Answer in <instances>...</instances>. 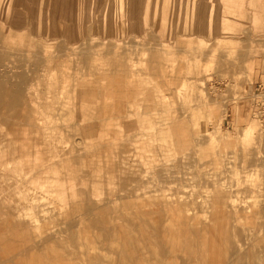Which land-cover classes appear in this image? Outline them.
Segmentation results:
<instances>
[{"label": "rangeland", "instance_id": "374dc122", "mask_svg": "<svg viewBox=\"0 0 264 264\" xmlns=\"http://www.w3.org/2000/svg\"><path fill=\"white\" fill-rule=\"evenodd\" d=\"M122 6L120 10L117 0H0V264H155L148 241L153 228L149 215L152 208H157L151 205L155 198H160V212L169 210L172 215L165 225H159L160 232L170 235L198 233L197 226H193L198 221L210 234L228 233L230 227L223 224L231 218L228 207L237 206L241 210L251 205L249 215L253 214V225L247 226L246 211L239 210L237 214L240 233L253 229L249 239L245 236L238 247L242 249L240 254L252 249L254 264H264V169L258 168L264 166V161L257 160L264 158V0H122ZM225 16L230 26L224 24ZM158 50L161 57H157ZM125 53L132 68L130 76L118 72L107 58ZM55 54L59 56L57 66ZM102 56L106 58L103 66L98 60ZM79 57L85 59L81 62ZM234 62L238 63L235 67ZM130 80L133 83L125 86ZM134 89L145 92L153 89L168 100L177 91L170 108L173 117L156 106L144 105L154 98L153 93H145L136 100L142 103L138 105L141 111L129 115L127 121L131 125L125 128V121L111 109L107 113L105 106L118 99L124 90ZM103 90L106 103L101 105L102 113L92 120L88 114L90 101L93 98L96 101ZM15 95L20 98H13ZM200 108L215 112L213 122L208 115L206 130L196 131L210 144L212 141L215 149L203 154L202 147H198L205 176H196L194 171L183 167L187 163L173 162V153L168 150L169 142L192 137L188 119L191 110L197 112ZM20 110L22 116H17ZM178 110L189 113L180 114ZM109 116L115 118V124L101 121ZM139 118L145 121L138 122ZM154 119L158 124L145 132L144 125H150ZM136 122L137 126L133 125ZM45 126L51 129L50 133ZM180 126L186 130L177 132ZM157 132L165 137H157ZM122 134L137 138V146L142 143L139 149L145 148L144 141L151 137L161 143L160 162H155L152 154L139 158L138 147L134 142L127 143L131 161L140 163L141 173L146 176L110 177L109 170L101 168L112 164H106L110 154L106 146L100 148L101 161L92 157L98 149L95 143L118 141ZM188 142L186 147H177L178 158L192 151L193 143ZM246 148L255 153L254 167L250 170L246 165L230 167V160L244 156ZM221 153L223 160L229 158L227 171L221 167ZM79 156L88 159L80 161ZM72 157L75 161L70 160ZM165 158L170 163L166 164ZM168 167L175 168L176 175L169 180V194L166 177L152 178L157 171L165 175ZM246 187L253 191L249 198L241 191ZM152 190L157 192L150 193ZM102 196L104 199L99 198ZM203 206L207 209L201 212ZM72 208H75L73 215ZM137 208L144 211L140 218L136 216ZM211 217L218 219L217 223L223 221L222 225L215 224ZM28 231H32L29 234L32 237L27 240ZM71 233L77 236L75 243L71 241ZM25 240L27 244L23 243Z\"/></svg>", "mask_w": 264, "mask_h": 264}, {"label": "crops", "instance_id": "0c3cea01", "mask_svg": "<svg viewBox=\"0 0 264 264\" xmlns=\"http://www.w3.org/2000/svg\"><path fill=\"white\" fill-rule=\"evenodd\" d=\"M117 1L119 2V9L122 10L123 9L122 0H117ZM211 7H212V5L210 6V8ZM229 21L230 20L227 18V16H225L224 24L227 26H230ZM73 50H81V49L73 48ZM152 55L154 57V55H157V54H152ZM157 57H161V55L159 54V50H158ZM58 58H59V56L55 54L54 66H57L59 64L57 61ZM107 58L112 63L113 67L118 72H120L122 75L130 76V73L132 72V68H131L130 62L127 60L126 53L117 55L116 58L112 57L111 55ZM84 59L85 58L79 57V60L81 62ZM105 59L106 58L104 56H102L98 59L102 66L106 61ZM221 59H223V58H221ZM237 64H238L237 62H234L233 67L237 66ZM153 68H155V70H158V67H153ZM132 83H133L132 80L127 81V83H125V86H128L129 84H132ZM152 90L153 89H147L146 92H145V90H139V89L124 90L122 93H120V95L118 96V99H116V100L112 99V101L110 103H106V99L103 98V96H102V94L103 93L106 94V92L104 90L100 91L101 93L98 96V98L96 99V101L94 98L90 101L91 105L88 107V114L92 117V120L93 119L95 120L96 116H97L96 114H98V113L101 114L103 111L101 108V105L106 103V106H105L106 112L108 113L111 110L115 111L116 114L118 115V117L122 118L125 121L124 127L128 128L131 125L127 121V118L129 117V115L130 114H136V112H138L139 110L141 111V108L139 109L138 105H141L142 103L141 104L138 103L136 101L137 98L140 97V95L145 94V93H147L146 95H150L151 93L154 92V91L152 92ZM136 92H138V93H136ZM177 93L178 92L176 91V93L172 94V99L170 98L169 100L163 94L154 93V98L149 100V102L147 104H144V105L156 106L159 111H162V110L165 111L166 110V112H169L170 111L169 109L172 108L173 101L176 98ZM123 106H124V108H123ZM194 109H196V108H194ZM167 110H169V111H167ZM178 112L180 114H185L187 112L189 113V111H186V110H183V111L178 110ZM190 113L191 114H190V117L188 119V124H190V125L188 128L191 130L190 134L192 135V137L190 139L189 138H178V139H176L175 143L169 142L168 146L171 147L170 151L173 153V160H172L173 162L187 163L183 167L186 166L189 168V171H191V172L194 171L195 172L194 175H196V176L197 175L205 176V171H202L205 164L200 163L201 161L199 160L200 156L198 155V147L199 146L200 147L207 146L209 144V141L207 140L206 137H204V138L200 137L201 135H198L196 133V131L198 130V128H199V130L200 129L206 130L205 125H207L209 123L208 122V115L210 116L209 117L210 121L213 122L215 112L211 111V110L210 111H204L202 108H200L199 111L196 112V111L191 110ZM195 113L198 114V117L194 116ZM201 114L203 115L202 121H201ZM113 119H115L113 116H109L107 119L104 118L101 121L106 122L105 124H107V123H112V124L114 123L115 124ZM116 120H117V118H116ZM98 122H100V121H98ZM136 124H138V123L136 122ZM149 124L151 126L146 123V125H144V128L148 130L150 127L152 128L155 123L152 122ZM156 124H158V123H156ZM121 125H122V123H121ZM70 126L72 128H74L73 124H71ZM125 138L126 139L123 138L124 141H121V139L118 140L119 142L117 141L116 143L114 141H109V142H106L105 145H104V143H101V144L95 143V146L97 145L98 149L96 151H94L95 153L92 157L99 158L98 162L101 161L100 158H101L102 152H101L100 148H103L104 146H106L108 148V150H110V155H107L108 158L106 157V163L109 161L108 163L111 162L112 164L109 166L104 165V170L108 169L110 172L109 173L110 176L112 175L113 172H114L113 176H115L117 178H140L142 176L144 177V175L146 176V174L141 173L143 171V169H142L140 163H138L137 165L134 164L131 161L129 155H127V153H128L127 143H129V142L135 143V139L131 138V137L128 138L127 136ZM148 139H146V141H145V144H146L145 148L139 150V145H138V148H136V153L138 151L137 155L139 156V158H141L143 156H147L149 154L150 155L152 154L154 160H156V161H158L160 159L162 160L163 154L160 151L161 150L159 148L160 146L158 147L159 144L156 142H154L155 144L153 143V141H155L156 139L151 138L152 142L150 141V138H148ZM202 139H203V141H202ZM187 141H192V143H193L192 148H191L192 151L187 152L185 154L182 153L183 157L178 158V154H175V153H176V151H177V153H179V150H175L174 149L175 146L176 147H186L187 146L186 144L189 143ZM112 142H114V143H112ZM178 142H179V144H178ZM134 145H136V143ZM151 145H152V147H151ZM148 147H150V148H148ZM122 148H123V151H122ZM153 149L155 152L153 151ZM182 149L184 150V148H182ZM113 152H114V156H113ZM157 152H158L159 156H158V154H156ZM72 153H74V151H72ZM118 153H120V154L117 155ZM86 158L87 157L82 158L79 156L80 161H85ZM225 158H226V160H223V156L221 153L220 154V164H222V166H221L222 169L224 167V169L226 170L227 168H229L228 165H226L229 158H227V157H225ZM70 160L75 161V157H72ZM257 160L264 161V158L257 159ZM91 161L96 162L95 159H92ZM255 161H256V157H255V153L252 151V148H246V149H244V156L235 157L233 160H230L229 164H230V167L236 166V167H240V168H243L244 165H246V168L248 170H250V169H252V167H254ZM139 162H141V161H139ZM210 164L213 165L214 164L213 161H210ZM197 169H199V173H197ZM174 170H175V168H173V170H171V168H169V167L167 168V175H166L167 182L166 183H167V193L168 194L170 192L169 180L171 178L174 179V177H176ZM119 175H120V177H119ZM159 175L160 174L158 172V173L152 175V178L156 180V178H159L158 177ZM157 191H158V189H157ZM157 191L152 190L150 193H155ZM241 191L243 193L244 192L246 193L247 198H249L253 192L251 187L250 188L246 187V188L242 189ZM152 202H154L153 204L157 205V208L156 207L152 208L153 210L150 214L152 216L150 218H153L152 223H151L153 228H152V232L150 233V237L148 238V241L150 242V248L153 252L152 256L153 257L155 256L154 260H153L155 264H214V263L215 264H219V263L220 264H254V257H253L252 249L247 248L246 252L242 253V254H240V252H239V247H238L239 241L244 240L245 236H247V240H248L249 234L253 233V229H249V228H248L246 234L239 232V229H240L238 226L239 219L236 218L238 211L240 210L239 207L232 206V205H230L228 207V212H229V210H231L230 211L231 218L229 220H226L223 223L225 226L230 227V231L228 233L222 234V233L216 232L214 234H210L206 231V229H204L205 226L204 227L201 226V224L202 225H204V224L201 221L200 222L198 221L195 223L196 225H193V226H197V229H198V226L200 228H202V229H198V233H195V232L185 233V232H183V233H172V235H170V233H166V231L160 232L159 225L160 224L165 225V222H167L172 215L170 216L169 210L166 212V214H164V211H163V213L160 212L159 207H158L159 206L158 202H156L155 200L154 201L152 200ZM142 204H141V206H142ZM72 209H73L72 211L74 213L75 210H74V208H72ZM138 209L139 208H137V210ZM206 209H207V207L202 208L201 212L206 211ZM241 210L246 211L248 213V216H249V212H251V211H249V210H251V205H247L246 207L241 208ZM141 212H142V214H139ZM143 212L144 211L139 210V212L136 213V216L137 215L143 216ZM199 212H200V209H199ZM73 213H72V215H73ZM113 218H114V220H116L115 217H113ZM248 218L250 220L247 222ZM160 219H162V220H160ZM212 219H214V217ZM214 220L216 222L215 223L213 221L215 224L222 225L223 221H221L220 223H217L218 219L215 218ZM107 221H109V220H107ZM246 222H247V226L253 225L252 224L253 223V214H252L251 218H250V216L247 217ZM191 224H193V223H191ZM154 226H155V229H154ZM249 230H250V232H249ZM158 234H159V236H158ZM70 238H71V241L75 243L77 236L76 235L74 236L71 233ZM74 247H76L75 244H74ZM209 254H211V255H209ZM214 257L216 258V261H215Z\"/></svg>", "mask_w": 264, "mask_h": 264}, {"label": "bare ground", "instance_id": "6f19581e", "mask_svg": "<svg viewBox=\"0 0 264 264\" xmlns=\"http://www.w3.org/2000/svg\"><path fill=\"white\" fill-rule=\"evenodd\" d=\"M119 48H120V47H119ZM166 48H167V47H166ZM120 49H121V48H120ZM169 53H170V52H169ZM41 58H42V57H41ZM33 59H34V58H33ZM48 60H49V58H48ZM50 60H51V59H50ZM52 65H53V64H52ZM19 77H20V76H19ZM19 77H18V78H19ZM20 79H21V78H20ZM20 79H19V83L17 82V85L20 84ZM37 90H38V89H37ZM153 91H154V90H152V92H153ZM20 93H21V91L19 92V94H20ZM35 93H36V92H35ZM136 93H138V92H136ZM36 94H37V93H36ZM153 94H154V92H153ZM153 96H154V95H153ZM153 96H152V97H153ZM165 96H166V95H165ZM182 96H183V95H182ZM17 97H19V96H16V95H15V97H13V98H17ZM21 97H23V96H21ZM183 97H184V96H183ZM19 98H20V97H19ZM180 98H181V97H180ZM126 99H127V98H126ZM159 99H160V98H159ZM165 99H166V98H165ZM12 100H13V99H11L10 101H12ZM14 100H15V99H14ZM183 100H184V99H183ZM15 102H17V101H15ZM165 102H166V101H165ZM186 102H187V101H186ZM17 103H19V101H18ZM17 103H16V105H17ZM160 103H161V102H160ZM0 104H1V103H0ZM21 104H22V103H21ZM82 104H83V103H82ZM123 104H124V103H123ZM185 104H186V103H185ZM10 105L12 106V105H14V103H12V104H10ZM23 105H24V102H23ZM162 105H163V104H162ZM167 105H168V104H167ZM20 106H21V105H20ZM168 106H169V105H168ZM13 107H14V106H13ZM21 107H22V106H21ZM23 107H24V106H23ZM82 107H83V106H82ZM162 107H163V106H162ZM166 107H167V106H166ZM15 108H16V107H15ZM123 108H124V106H123ZM167 108H168V107H167ZM169 108H170V107H169ZM172 108H173V107H172ZM22 110H23V109H22ZM22 110H20V112H19V114H18L17 116H19V115L22 116V114H20V113H22V112H21ZM169 110H170V109H169ZM169 110H167V111H169ZM18 111H19V110H18ZM165 111H166V110H165ZM165 111H163V113H164ZM121 112H122V111H121ZM121 112H120V113H121ZM10 113H11V112H10ZM17 113H18V112H17ZM145 113H147V112H145ZM148 113H149V112H148ZM168 114L171 115L172 113L169 111ZM119 115H120V114H119ZM123 115H124V114H123ZM166 115H167V114H166ZM177 115H178V114H177ZM21 116H20L19 118H21ZM124 116H125V115H124ZM124 116H123V117H124ZM138 116H139V114H138ZM144 116H145V115H144ZM168 116H169V115H167V117H168ZM171 116H172V115H171ZM146 117H147V116H146ZM162 117H163V116H162ZM172 117H173V116H172ZM182 117H185V116H182ZM9 119H10V118H9ZM140 119H141V118H139L138 122H139V121H140V122H141V121H145V120H140ZM146 119H147V118H146ZM168 119H169V118H168ZM13 120H14V119H12V121H13ZM86 120H87V119H86ZM133 120H134V122L136 121V119H133ZM149 120H150V118H149ZM178 120H179V119H178ZM21 121H22V120H21ZM146 121H147V120H146ZM152 121H153L154 123L156 122L155 119L152 120ZM152 121H151V122H152ZM157 121H158V119H157ZM176 121H177V120H176ZM44 122H45V121H44ZM85 122H86V121H85ZM87 122H88V121H87ZM138 122H137V123H138ZM149 122H150V121H149ZM162 122H163V121H162ZM41 123H42V122H41ZM82 123H84V122H82ZM82 123H80V124H82ZM143 123H145V122H143ZM157 123H158V122H157ZM164 123H165V122H164ZM167 123H168V122H167ZM167 123H166V124H167ZM177 123H178V122H177ZM45 124H46V123H45ZM45 124H44V125H45ZM51 124H52V123H51ZM53 124H54V123H53ZM133 125H136V126H137V124H134V123H133ZM156 125H157V124H156ZM34 126H35V125H34ZM138 126H139V125H138ZM150 126H151V125H150ZM154 126H155V124H154ZM154 126H153V127H154ZM142 127H143V125H142ZM153 127H152V128H153ZM45 128H46V126H45ZM45 128H44V129H45ZM52 128H54V127H52ZM83 128H84V127H83ZM135 128H137V127H135ZM135 128H134V129H135ZM150 128H151V127H150ZM152 128H151V130H152ZM156 128H157V126H156ZM46 129L48 130V128H46ZM46 129H45V130H46ZM78 129H79V128H78ZM134 129H133V131H135ZM138 129L141 130V127L138 128ZM142 129H143V128H142ZM154 129H155V128H154ZM157 129H158V128H157ZM184 130H185V127H184V126H180V127L178 128L177 132H178V131L182 132V131H184ZM49 131L51 132V129L48 130V132H49ZM146 131H149V130H145V132H146ZM50 132H49V133H50ZM52 132H53V131H52ZM78 132H79V131H78ZM131 132H132V131H131ZM149 132H150V131H149ZM151 132H152V131H151ZM160 132H161V131H159V133H160ZM172 132L175 133L174 131H172ZM190 132H191V131H190ZM123 133H125V132H123ZM143 133H144V132L141 130V134H143ZM159 133L157 132L156 135L159 134ZM137 134H138V133H137ZM139 134H140V133H139ZM139 134H138V135H139ZM154 134H155V133H154ZM183 134H184V133H183ZM115 135H116V134H115ZM147 135H148V134H147ZM147 135H146V136H147ZM122 136H123V134H122ZM124 136H125V135H124ZM124 136H123V138L126 139ZM150 136H151V135L149 134V137H150ZM188 136H189V135H188ZM190 136H191V135H190ZM144 137H145V136H144ZM157 137H165V136L162 135V134H159V136H157ZM121 138H122V137H121ZM123 138L121 139V141H124ZM128 138H129V137H128ZM140 138H142V137H140ZM145 138H146V137H145ZM151 138L153 139V137H151ZM177 138H178V137H177ZM135 139H137V138H135ZM138 139H139V137H138ZM143 140H144V139H143ZM148 140H149V139H148ZM159 140H160V139H159ZM168 140H169V139H168ZM174 140H175V139H174ZM150 141H151V139H150ZM202 141H203V139H202ZM202 141H201V142H202ZM206 141H207V140H206ZM114 142L116 143L117 141H114ZM114 142H112V143H114ZM118 142H119V141H118ZM138 142H139V141H138ZM144 142H145V141H144ZM151 142H152V141H151ZM155 142H156V140H155ZM179 142H180V141H179ZM179 142H178V144H179ZM182 142H183V141H182ZM187 142H188V141H187ZM201 142H200V143H201ZM122 143H123V142H122ZM135 143H136V146H137V142H136V141H135ZM135 143H134V144H135ZM153 143H154V142H153ZM156 143H158V142H156ZM174 143H175V142H174ZM200 143H199V144H200ZM107 144H108V143H107ZM140 144H142V143H140ZM140 144H139V145H140ZM144 144H145V143H144ZM151 144H152V143H151ZM154 144H155V143H154ZM158 144H159V143H158ZM160 144H161V143H160ZM160 144L158 145V147L161 146ZM176 144H177V143H176ZM183 144H184V143H183ZM185 144H186V143H185ZM199 144H198V145H199ZM213 144H214V143H213ZM104 145H105V143H104ZM163 145H164V144H163ZM165 145H166V144H165ZM186 145H187V144H186ZM198 145H197V146H198ZM208 145H210V146L207 147ZM208 145H207V146H203V145H202L203 147L201 148V153L206 154L207 152L210 153V152H212V150H213V151L215 150V149L213 148V146H212V141H211V144H210V142H209ZM145 146H146V145H145ZM145 146H144V147H145ZM174 146H175V145H174ZM115 147H116V146H115ZM137 147H138V146H137ZM151 147H152V145H151ZM153 147H154V146H153ZM161 147H162V146H161ZM161 147H160V148H161ZM163 147H164V146H163ZM199 147H200V146H199ZM0 148H1V147H0ZM94 148H95V147H94ZM111 148H112V147H111ZM135 148H136V147H135ZM165 148H166V147H165ZM178 148H179V147H178ZM178 148L175 147L174 149L176 150V149H178ZM180 148H181V147H180ZM5 149H6V148H5ZM9 149H10V148H9ZM86 149H87V147H86ZM90 149H91V148H90ZM113 149H114V148H113ZM116 149H117V148H116ZM120 149H121V148H120ZM155 149H156V148H155ZM161 149H162V148H161ZM185 149H188V148H185ZM139 150H140V149H139ZM149 150H150V149H149ZM168 150H170V148H169ZM247 150H248V149H247ZM119 151H120V150H119ZM122 151H123V148H122ZM153 151H154V149H153ZM160 151L162 152V150H160ZM166 151H167V150H166ZM166 151H165V152H166ZM181 151H182V149H181ZM250 151H251V150H250ZM151 152H152V151H151ZM154 152H155V151H154ZM169 152H171V151H169ZM137 153H138V151H137ZM147 153H148V152H147ZM152 153H153V152H152ZM162 153H163V152H162ZM166 153H167V152H166ZM176 153H177V151H176ZM176 153H175V154H176ZM119 154H120V153H118L117 155H119ZM122 154H123V153H122ZM156 154H158V152H157ZM156 154H155V155H156ZM170 154H171V153H170ZM207 154H208V153H207ZM109 155H110V154H109ZM127 155H128V154H127ZM149 155H150V154H149ZM165 155H166V154H165ZM201 155H202V154H201ZM99 156H100V155H99ZM113 156H114V152H113ZM120 156H121V155H120ZM152 156H153V155H152ZM152 156H151V158H152ZM158 156H159V154H158ZM102 157H103V156H102ZM117 157H118V156H117ZM149 157H150V156H149ZM154 157H155V156H154ZM162 157H163V156H162ZM207 157H209V156H207ZM212 157H213V156H212ZM107 158H108V157H107ZM159 158H160V157H159ZM166 158L169 159L170 157L167 156ZM166 158H165V161L167 160ZM62 159H63V158H62ZM62 159H60V162H61ZM200 159H201V158H199V160H200ZM213 159H215V157H213ZM213 159H212V160H213ZM52 160H53V159H52ZM112 160H113V159H112ZM118 160H119V159H118ZM201 160H203V159H201ZM62 161H63V160H62ZM115 161H116V160H115ZM154 161L156 162V160H154ZM160 161H161V159H160ZM160 161H158V162H160ZM169 161H170V160H169ZM169 161H166V164H167V162L170 163ZM108 162H109V161H108ZM108 162H107V163H108ZM123 162H124V161H123ZM163 162H164V161H163ZM260 162H261V160H260ZM49 163H51V162H49ZM107 163H106V164H107ZM161 163H162V162H161ZM164 163H165V162H164ZM213 163H214V162H213ZM215 163H216V162H215ZM217 163H218V162H217ZM62 164H63V163H62ZM97 164H98V163H97ZM159 164H160V163H158L157 165H159ZM7 165H8V164H7ZM54 165H55V164H54ZM72 165H73V164H72ZM72 165H71V166H72ZM107 165H108V164H107ZM120 165H121V164H120ZM48 166H49V165H48ZM56 166H57V165H56ZM66 166H67V165H66ZM71 166H70V167H71ZM127 166H128V165H127ZM21 167H22V166H21ZM49 167H51V165H50ZM96 167H97V166H96ZM120 167H121V166H120ZM152 167H153V166H152ZM15 168H16V167H15ZM57 168H59V167L57 166ZM63 168H64V166H63ZM75 168H76V167H75ZM98 168H99V167H98ZM101 168H104V166L101 167ZM213 168H214V167H213ZM215 168H217V167H215ZM255 168H256V167H255ZM258 168H259V169H261V168L264 169V166H258ZM21 169H22V168H21ZM155 169H156V168H155ZM47 170H48V169H47ZM67 170H68V169H67ZM115 170H116V169H115ZM145 170H146V169H145ZM153 170H154V169H153ZM213 170H214V169H213ZM15 171H16V169H15ZM54 171H55V170H54ZM72 171H73V170H72ZM149 171H150V170H149ZM149 171H148V172H149ZM20 172H21V171H20ZM20 172H19V173H20ZM22 172H23V171H22ZM37 172H38V171H37ZM56 172H57V171H56ZM74 172H75V171H74ZM74 172H73V173H74ZM158 172H159V171H157L156 173H158ZM19 173H16V174H18V175H20V176H21V174L23 175V173H21V174H19ZM49 173H50V172H49ZM119 173H120V172H119ZM156 173H155V174H156ZM216 173H218V172H216ZM220 173H221V172H220ZM34 174H35V173H34ZM67 174H68V173H67ZM113 174H114V173H113ZM113 174L111 175L112 177H114ZM150 174H151V173H150ZM159 174H160V175L158 176L159 178L166 177V175H167V170H166V174H165V175L163 174L162 171H160ZM31 175H32V174H31ZM48 175H50V174H48ZM68 175H69V174H68ZM29 176H30V175H29ZM57 176H58V175H57ZM70 176H71V175H70ZM70 176H69V177H70ZM111 176H110V177H111ZM144 176H145V175H144ZM59 177H60V175H59ZM69 177H68V178H69ZM119 177H120V175H119ZM71 178H73V177H71ZM214 178H215V177H214ZM115 179H116V178H115ZM120 179H121V178H120ZM120 179H119V181H120ZM209 179H210V178H209ZM33 180H34V179H33ZM49 180H50V179H49ZM52 180H53V179H51L50 182H51ZM57 180H58V179H57ZM64 180H65V179H64ZM225 180H226V179H225ZM21 181H24V178H23V180H21ZM36 181H39V180H36ZM55 181H56V179H55ZM59 181H60V179H59ZM101 181H102V180H101ZM109 181H110V180H109ZM113 181H116V182H117V180H113ZM151 181H152V180H151ZM60 182H61V181H60ZM68 182H69V181H68ZM98 182H99V180L97 181L96 185L98 184ZM105 182H106V181H105ZM110 182H111V181H110ZM110 182H109V183H110ZM19 183H20V182H19ZM33 183H34V181H33ZM37 183H38V182H37ZM48 183H49V181H48ZM48 183H46V184H47L48 186H50L51 183H50V184H48ZM64 183L66 184V181H65ZM112 183H113V182H112ZM38 184H39V183H38ZM38 184H37V185H38ZM72 184H75V183H72ZM252 184H253V183H252ZM60 185H61V184H60ZM62 185H63V184H62ZM68 185H69V184H68ZM70 185H71V184H70ZM70 185H69V186H70ZM111 185H112V184H111ZM115 185H116V184H115ZM119 185H120V184H119ZM237 185H238V184H237ZM237 185H236V186H237ZM257 185H259L260 187L262 186L261 184H257ZM257 185H256V188L253 187V186H252V187L255 188V189H257V187H258ZM51 186H52V189H53L54 185H51ZM74 186H75V185H74ZM92 186H93V185H92ZM94 186H95V185H94ZM99 186H100V185H99ZM113 186H114V183H113ZM113 186H112V188H113ZM39 187H40V186H39ZM42 187H43V186H42ZM42 187H40V188H42ZM70 187H71V186H70ZM101 187H102V186H100V188H101ZM103 187H104V186H103ZM108 187H110V186H108ZM114 187H115V186H114ZM116 187H117V185H116ZM219 187H220V186H219ZM50 188H51V187H50ZM92 188H93V187H92ZM184 188H185V187H184ZM42 189H43V188H42ZM44 189H45V187H44ZM69 189H70V188H69ZM72 189H73V188H72ZM74 189H75V187H74ZM74 189H73V190H74ZM93 189H94V188H93ZM96 189H97V188H96ZM98 189H99V188H98ZM101 189H102V188H101ZM103 189H104V188H103ZM163 189H164V188H163ZM215 189H216V188H215ZM219 189L222 190V188H219ZM50 190H51V189H50ZM115 190H116V188H115ZM115 190H114V192H115ZM165 190H166V189H165ZM257 190H258V189H257ZM41 191H42V190H41ZM43 191H44V190H43ZM71 191H72V190H71ZM75 191H76V190H75ZM95 191H96V190H95ZM108 191H109V190H108ZM212 191H213V190H212ZM45 192H46V191H45ZM45 192H44V194H45ZM50 192L52 193L53 190L50 191ZM110 192H111V191H110ZM162 192H163V191H162ZM254 192H255V191H254ZM259 192H260V190H259ZM259 192H257V193H259ZM261 192H262V191H261ZM263 192H264V191H263ZM19 193H20V192H19ZM53 193H54V192H53ZM100 193L103 194L104 192L102 193V192L100 191ZM166 193H167V192H166ZM212 193H213V192H212ZM221 193L223 194V192H221ZM255 193H256V192H255ZM20 194H21V193H20ZM20 194H17V195H20ZM27 194H28V193H27ZM46 194H47V193H46ZM61 194H62V192H61ZM111 194H112V192H111ZM113 194H114V193H113ZM122 194H123V193H122ZM259 194H260V193H259ZM259 194H258V195H259ZM21 195H22L21 197H23V194H21ZM52 195H53V194H52ZM71 195H73V194H71ZM96 195H99V194L96 193ZM109 195H110V194H109ZM114 195H115V194H114ZM159 195H160V194H159ZM46 196H47V195H46ZM49 196L51 197V195H49ZM73 196H76V195H73ZM99 196H100V195H99ZM110 196H111V195H110ZM212 196H213V195H212ZM215 196H216V195H215ZM19 197H20V196H19ZM62 197H64L63 194H62ZM70 197H72V196H70ZM77 197H78V195H77ZM80 197H81V196H80ZM93 197H95V196H93ZM111 197H112V196H111ZM111 197H110V198H111ZM213 197H214V196H213ZM213 197H212V198H213ZM253 197H254V196H253ZM24 198H25V197H24ZM26 198H27V196H26ZM66 198H68V197H66ZM99 198L104 199L103 196H102V197H99ZM112 198H113V197H112ZM150 198H151V197H150ZM150 198H149V199H150ZM164 198H165V197H164ZM257 198H258V196H256L255 200H256ZM260 198H261V196H260ZM40 199H41V198H40ZM55 199H57V198H54V200H55ZM68 199H69V198H68ZM68 199H67V200H68ZM114 199L116 200L117 198H114ZM114 199H112V200H114ZM143 199H144V198H143ZM147 199H148V198H147ZM155 199H156V198H155ZM155 199H154V200H155ZM251 199H252V198H251ZM253 199H254V198H253ZM25 200H26V199H25ZM48 200H49V199H48ZM64 200H65V197H64ZM72 200H73V199H72ZM72 200H71V202H72ZM74 200H75V199H74ZM115 200H114V201H115ZM129 200H130V199H129ZM133 200H135V198H134ZM156 200H157V202H158V200H160V198H159V199H156ZM156 200H155V201H156ZM231 200H232V199H231ZM247 200H248V199H247ZM33 201H35V203L37 202V200H34V199H33ZM78 201H79V200H78ZM78 201H77V202H78ZM82 201H83V200H82ZM100 201H101V200H100ZM100 201H99V202H100ZM123 201H124V200H123ZM125 201H126V200H125ZM127 201H128V200H127ZM131 201H132V200H131ZM141 201H142V200H141ZM221 201H222V199H221ZM253 201H254V200H253ZM253 201H251V203H252ZM256 201H257V200H256ZM38 202H39V201H38ZM57 202H58V200H57ZM211 202H212V201H211ZM224 202H226V201H224ZM254 202H255V201H254ZM254 202H253V203H254ZM66 203H67V202H66ZM73 203H74V202H73ZM75 203H76V201H75ZM80 203H81V202H80ZM80 203H79V204H80ZM97 203H98V201H97ZM117 203H118V202H117ZM117 203H116V204H117ZM134 203H136V201H134ZM143 203H144V200H143ZM145 203H146V202H145ZM203 203H204V202H203ZM232 203H234V201H233ZM236 203H237V202H236ZM251 203H250V204H251ZM260 203H261L260 201H259V203L257 202V204H260ZM47 204H48V203H47ZM47 204H46V206H44V208H47ZM49 204H50V203H49ZM53 204H54V203H53ZM53 204L51 203V206H52ZM68 204H69V203H68ZM103 204H104V203H103ZM113 204H114V203H113ZM141 204H142V203H141ZM152 204H153V203H152ZM152 204H151V205H152ZM163 204H164V203H163ZM165 204H166V202H165ZM254 204H256V202H255ZM262 204L264 205V202H263ZM97 205L100 206V204H97ZM109 205H110V204H109ZM111 205H112V204H111ZM111 205H110V206H111ZM143 205H144V204H142V206H143ZM158 205H159V204H158ZM170 205H172V204H170ZM70 206H71V205H70ZM72 206H73V205H72ZM110 206H108V207H110ZM112 206H113V205H112ZM118 206H119V205H118ZM135 206H136V205H134L133 208H135ZM156 206H157V205H156ZM167 206H169V204H168ZM173 206H174V205H173ZM212 206H213V205H212ZM226 206H227V205H226ZM252 206H253V204H252ZM257 206H258V205H257ZM37 207H38V206H37ZM52 207H53V206H52ZM60 207H61V206H60ZM60 207H59V209H60ZM63 207H64V205H63ZM63 207H62V208H63ZM82 207H83V206H82ZM113 207H115V206H113ZM160 207H161V205H160ZM175 207H176V206H175ZM39 208H40V207H39ZM66 208H67V206H66ZM75 208H76V207H75ZM75 208H74V210H75ZM80 208H81V204H80ZM80 208H79V209H80ZM83 208H84V207H83ZM104 208H105V207H104ZM118 208H119V207H118ZM213 208H214V206L212 207V209H213ZM253 208H254V209H257V208H255V207H253ZM263 208H264V207H263ZM41 209H42V205H41ZM64 209H65V208H64ZM77 209H78V208H77ZM96 209H97V208H96ZM100 209H101V208H100ZM100 209H99V210H100ZM105 209H106V208H105ZM164 209H165V208H164ZM175 209H176V208H175ZM261 209H262V208H260V210H261ZM42 210H44V209H42ZM42 210H41V212H42ZM72 210H73V209H72ZM94 210H95V209H94ZM94 210H92V211H94ZM97 210H98V209H97ZM138 210H139V209H138ZM138 210H137V211H138ZM213 210H214V209H213ZM225 210H226V209H224V211H225ZM252 210H253V209H252ZM29 211H30V210H29ZM46 211H47V209H46ZM55 211H57V210H55ZM66 211H67V210H66ZM77 211H78V210H77ZM77 211H76V212H77ZM79 211H81V210H79ZM82 211H83V210H82ZM159 211H160V210H159ZM161 211H163V210H161ZM176 211H177V210H176ZM229 211H231V210H229ZM249 211H251V210H249ZM44 212H45V211H44ZM44 212H43V213H44ZM48 212L51 213L52 211L50 212V211L48 210ZM58 212H59V210H58ZM60 212H61V211H60ZM60 212H59V213H60ZM74 212H75V211H74ZM119 212H121V211H119ZM130 212H131V211H130ZM138 212H139V211H138ZM155 212H156V211H155ZM252 212H253V211H252ZM26 213H27V212H26ZM30 213H31V212H30ZM33 213H34V212H33ZM68 213H69V212H68ZM80 213H82V212H80ZM98 213H100V212H98ZM113 213H114V212H113ZM134 213H136L135 210H134ZM162 213H163V212H162ZM173 213H174V212H173ZM24 214H25V213H24ZM73 214H74V213H73ZM93 214H94V213H93ZM120 214H121V213H120ZM139 214H142V212L139 213ZM150 214H151V213H150ZM164 214H166V212H165ZM171 214H172V213H171ZM239 214H240V213H239ZM241 214H243V213H241ZM12 215H13V214H12ZM36 215H37V214H36ZM36 215H35V219H37V217H38V219H39V216L36 217ZM66 215H67V213H66ZM75 215H76V214H75ZM75 215H74V216H75ZM78 215H79V213H78ZM96 215H97V213H96ZM117 215H118V214H117ZM245 215H247V214H244V216H245ZM250 215H251V214H250ZM250 215H249V216H250ZM14 216L16 217V215H13V217H14ZM67 216H68V215H67ZM156 216H157V215H156ZM175 216H176V215H175ZM247 216H248V215H247ZM249 216H248V217H249ZM251 216H252V215H251ZM28 217H29V216H28ZM28 217H27V218H28ZM30 217H31V216H30ZM55 217H56V216H55ZM59 217H60V216H59ZM62 217H63V215H62ZM137 217H138V215H137ZM145 217H146V216H145ZM149 217H152V216L149 215ZM238 217H239V216H238ZM238 217H236V218H237V219H240V217H239V218H238ZM25 218H26V217H25ZM32 218H33V215H32ZM53 218H54V217H53ZM56 218H57V217H56ZM65 218H66V217H65ZM68 218H69V217H68ZM68 218H66V219H68ZM70 218H71V217H70ZM138 218H140V217H138ZM174 218H175V217H174ZM209 218H210V217H209ZM242 218H243V217H242ZM246 218H247V217H246ZM14 219H15V218H14ZM30 219H31V218H30ZM30 219H29V220H30ZM72 219H73V217H72ZM91 219H92V218H91ZM111 219H112V218H111ZM133 219H134V218H132V220H133ZM145 219H146V218H145ZM152 219H153V218H152ZM211 219H212V217H211ZM243 219H245V218H243ZM60 220H61V219H60ZM62 220H63V218H62ZM64 220H65V219H64ZM68 220H69V219H68ZM119 220H121V219H119ZM140 220H141V219H140ZM143 220H144V219H143ZM160 220H162V219H160ZM212 220L215 222L214 219H212ZM212 220H211V221H212ZM249 220H250V219L248 218L247 222H248ZM37 221H38V220H37ZM112 221H113V220H112ZM35 222H36V221H35ZM39 222H40V221H39ZM44 222H45V221H44ZM154 223H155V222H154ZM157 223H158V222H157ZM165 223H166V222H165ZM17 224H18V223H17ZM24 224H25V223H24ZM31 224H32V223H31ZM38 224H41V223H38ZM50 224H51V223H50ZM84 224H85V223H84ZM132 224H133V223H132ZM159 224H160V223H159ZM171 224H172V223H171ZM173 224H174V223H173ZM209 224H210V223H209ZM211 224H212V223H211ZM35 225H36V224H35ZM46 225H47V224H46ZM81 225H82V224H81ZM26 226H27V225H26ZM36 226H37V225H36ZM49 226H50V225H49ZM64 226H65V225H64ZM111 226H112V224H111ZM139 226H140V225H139ZM208 226H209V225H208ZM51 227H53V226L51 225ZM80 227H81V226H80ZM80 227H79V228H80ZM83 227H84V226H83ZM172 227H173V226H172ZM213 227H214V224H212V228H213ZM58 228H59V227H58ZM65 228H66V227H65ZM210 228H211V227H210ZM25 229H27V228H25ZM28 229H30V228H28ZM39 229H42V228L40 227ZM53 229H54V228H53ZM55 229H56V228H55ZM80 229H81V228H80ZM198 229H200V228H198ZM204 229H205V228H204ZM84 230H85V229H84ZM144 230H145V229H144ZM23 231H24V230H23ZM48 231H49V230H48ZM145 231H146V230H145ZM145 231H144V232H145ZM25 232H26V234H27V230H26ZM30 232H32V231H30ZM30 232L28 231V236H27V238H26L27 240H28L29 238L32 237V236L30 237V235H29ZM51 232H52V231H51ZM51 232H50V233H51ZM18 233H19V232H18ZM20 233H21V232H20ZM20 233H19L20 236L17 234V237H18V236L21 237V234H20ZM22 233H23V232H22ZM50 233H49V234H50ZM119 233H120V232H119ZM157 233H158V232H157ZM200 233H201V232H200ZM200 233H199V234H200ZM208 233H209V232H208ZM26 234H25V236H26ZM49 234H48V235H49ZM113 234H114V232H113ZM116 234H117V232H116ZM116 234H115V235H116ZM146 234H147V233H146ZM22 235H23V234H22ZM117 235H118V234H117ZM23 236H24V235H23ZM23 236H22V237H23ZM33 236H34V235H33ZM158 236H159V234H158ZM15 237H16V236H15ZM50 237H51V236H50ZM55 237H56V236H55ZM118 237H119V236H117V239H118ZM40 238H41V237H40ZM40 238H39V239H40ZM43 238H44V237H43ZM43 238H41L40 240H42ZM121 238H122V237H121ZM14 239H15V238H14ZM33 239H34V238H32V241H33ZM117 239H115V240L117 241ZM17 240H18V238H17ZM20 240H21V239H20ZM34 240H36V239H34ZM142 240H143V239H142ZM170 240H171V239H170ZM11 241H12V240H11ZM30 241H31V240H30ZM37 241H38V240H37ZM52 241H53V240H52ZM54 241H55V240H54ZM127 241H128V240H127ZM34 242H35V241H34ZM14 243H15V242H14ZM23 243H26V240H25V242L23 241ZM133 243H134V242H133ZM18 244H20V243H18ZM18 244L16 243L15 245H18ZM26 244H27V243H26ZM39 244H40V243H39ZM57 245H58V244H57ZM116 245H117V244H116ZM145 245H147V244H145ZM10 246H11V245H10ZM118 246H119V245H118ZM118 246H117V247H118ZM169 246H170V245H169ZM14 247H16V246H14ZM31 247H32V246H30V248H31ZM94 247H95V246H94ZM114 247H115V246H114ZM119 247H120V246H119ZM147 247H148V246H147ZM147 247H146V248H147ZM167 247H168V246H167ZM11 248H12V247H11ZM103 248H104V247H103ZM107 248H108V247H107ZM58 249H59V248H58ZM111 249H112V247H111ZM114 249H115V248H114ZM222 249H223V248H222ZM222 249H221V250H222ZM17 250H18V249H17ZM22 250H23V249H22ZM35 250H36V249H35ZM90 250H91V249H90ZM95 250H96V249H95ZM241 250H242V249H240L239 252H241ZM13 251H14V249H13ZM33 251H34V250H33ZM36 251H37V250H36ZM82 251H83V250H82ZM86 251H87V250H86ZM125 251H126V250H125ZM19 252L22 253V251H19ZM19 252H18V253H19ZM28 252H29V251H28ZM30 252H31V251H30ZM34 252H35V251H34ZM74 252H75V251H74ZM93 252H94V250H93ZM148 252H150V251H148ZM9 253H10V252H9ZM15 253H16V251H14V254H15ZM36 253H37V252H36ZM95 253H96V252H95ZM129 253H132V252H129ZM87 254H88V253H87ZM126 254H127V253H126ZM152 254H153V253H152ZM221 254H222V253H221ZM238 254H239V253H238ZM74 255H75V254H74ZM81 255H82V254H81ZM90 255L92 256V253H90ZM116 255H117V254H116ZM154 255H155V254H154ZM209 255H211V254H209ZM86 256H87V255H86ZM94 256H95V254H94ZM114 256H115V255H114ZM125 256H126V255H125ZM22 257H24V256H22ZM35 257H36V260H37V259H38L37 256H35ZM115 257H116V256H115ZM8 258H9V257H8ZM19 258H20V257H19ZM27 258L30 260V256L27 257ZM62 258H63V257H62ZM128 258H129V257H128ZM214 258H215V257H214ZM17 259H18V258H17ZM76 259H77V258H76ZM209 259H210V258H209ZM36 260H35V263H37ZM1 261H2V260H1ZM14 261H16V260L14 259ZM83 261H84V260H83ZM90 261H91V260H90ZM94 261H95V260H93V262H94ZM113 261H114V259H113ZM147 261H148V260H147ZM209 261H210V260H209ZM215 261H216V258H215ZM10 262H11V261H10ZM26 262H28V261H26ZM85 262H86V261H85ZM110 262H111V260H110ZM115 262H117V259H116ZM135 262H136V261H135ZM137 262H139V261H137ZM217 262H218V261H217ZM30 263H31V262H30ZM38 263H39V262H38ZM133 263H134V262H133ZM207 263H208V262H207ZM210 263H211V262H210ZM12 264H13V263H12ZM16 264H17V263H16ZM84 264H86V263H84ZM108 264H109V263H108ZM113 264H114V263H113ZM214 264H215V263H214ZM219 264H220V263H219Z\"/></svg>", "mask_w": 264, "mask_h": 264}]
</instances>
